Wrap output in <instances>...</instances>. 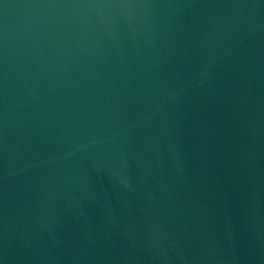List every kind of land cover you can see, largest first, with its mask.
<instances>
[{
	"label": "water",
	"instance_id": "95a60500",
	"mask_svg": "<svg viewBox=\"0 0 264 264\" xmlns=\"http://www.w3.org/2000/svg\"><path fill=\"white\" fill-rule=\"evenodd\" d=\"M0 264H264V0H0Z\"/></svg>",
	"mask_w": 264,
	"mask_h": 264
}]
</instances>
